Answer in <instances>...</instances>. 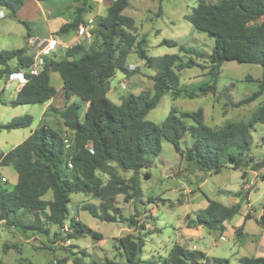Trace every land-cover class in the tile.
Here are the masks:
<instances>
[{
	"label": "trees",
	"instance_id": "trees-1",
	"mask_svg": "<svg viewBox=\"0 0 264 264\" xmlns=\"http://www.w3.org/2000/svg\"><path fill=\"white\" fill-rule=\"evenodd\" d=\"M26 0H0V8H5L17 18ZM39 3L65 10H57L54 17L63 15L69 6L78 4L72 22L59 28L58 34H69L87 26L85 15L89 0H37ZM130 7V0H114L106 16L96 17L89 31L91 43L76 44L67 48L63 55L44 56V65L37 74H26V84L17 92L10 105L45 104L58 95L51 84L50 73L56 72L64 82V109L51 108L62 119L64 126L73 133L71 146L66 149L64 136L46 125L34 130L21 144L7 153L0 154V167H12L17 175V183L11 190L0 184V223L18 229L23 233H37L53 237L55 241L80 240L87 236L100 241L102 234L94 231L78 217L71 216L70 204L73 194H84L99 201L98 205L85 204L82 211L102 222H130L136 226L135 217H123L117 207V197L138 202L142 197L141 174L151 176L153 157L162 152V143H171L182 160L194 164L204 173L219 174L231 165L234 170L248 168L258 172L264 167V160L256 163L250 155L253 145L252 132L257 124H264V102L248 122L227 121L213 128L206 124L203 109L194 112H178L171 109L166 119L157 124L147 119L148 114L162 101L166 93L173 99L182 96L196 98L217 94L221 69L226 62L255 64L264 67V0H222L215 4L199 0L193 12L186 15L197 30L214 40L210 54L195 50L186 51L191 56L204 60L203 66L193 58L182 61L180 55L151 57L147 54L146 39L138 38V28L132 17L124 15ZM162 10V9H160ZM262 21L260 23L259 20ZM26 38L32 37L29 24ZM162 45L177 46L175 41L163 40ZM135 49L146 65L155 71L151 90L122 97L120 104L108 98L111 79L118 71L128 75L127 59ZM183 51L185 47H180ZM54 57L58 58L55 60ZM34 55L28 54L26 47L0 52V78L15 71H29L34 64ZM12 63L15 67L12 68ZM203 68L207 70L206 81L197 88L183 86L178 72L184 69ZM252 81V80H249ZM264 94V78L259 89L250 96L228 106L240 108L256 101ZM79 97L87 109L82 116V106L70 103L71 96ZM34 119L30 115L15 117L0 130L28 129ZM189 137L184 150L182 142ZM72 164V167L69 164ZM64 170H66V173ZM132 173L126 179L120 175ZM249 171H242V179ZM107 177V180L99 175ZM264 179V176H262ZM222 193L227 191H221ZM251 190L245 199L233 206L209 200L206 208L197 211L193 217L186 216L188 229L203 228L224 234L226 223L238 215L242 202L249 200ZM49 198H46L47 196ZM229 194V193H228ZM240 196V193L238 194ZM27 215L32 216L27 220ZM246 220L252 219L250 212ZM264 229V211L256 220ZM57 227L52 231L51 227ZM242 237L243 227L236 231ZM121 261L105 257L101 263L83 262L88 256L85 251L72 259L73 264H143L140 258L142 243L132 235L119 239ZM14 248L4 245L3 251ZM123 251V252H122ZM77 253H73L76 256ZM71 258L65 259L59 264ZM34 264L20 259L18 264ZM241 264H264V256L240 258ZM228 264V260L211 259L199 250H188L174 245L168 257L161 264ZM0 264L4 262L0 259Z\"/></svg>",
	"mask_w": 264,
	"mask_h": 264
},
{
	"label": "rangeland",
	"instance_id": "rangeland-1",
	"mask_svg": "<svg viewBox=\"0 0 264 264\" xmlns=\"http://www.w3.org/2000/svg\"><path fill=\"white\" fill-rule=\"evenodd\" d=\"M114 0H89L86 6L88 30L83 34L75 31L59 35L61 25L72 22L74 12L79 6L72 4L63 15L54 17L57 10H65L58 5L52 7L37 0H26L24 7L19 11L18 17L1 8L6 17L0 20V52L3 50H16L26 47L28 54L36 56L41 52V47L47 45L49 54L63 55L67 48L76 44L91 43L89 30L92 21L99 16L108 14L109 6ZM206 3L215 4L222 0H204ZM199 4V0H130V7L124 15L132 17L138 28V38L146 39L145 49L151 57L164 55H180L182 61L193 58L203 66L208 64L204 60L191 56L186 51L195 50L200 53L210 54L214 47V40L206 33L197 30L185 16L192 13ZM162 9V10H160ZM29 24L32 37L26 38ZM262 21L259 20L260 23ZM163 40H171L177 46L162 45ZM50 41V42H47ZM180 47H185L181 50ZM55 60L58 58L54 57ZM15 64L12 63V68ZM135 70H130L134 68ZM129 74L118 71L111 79V88L108 98L119 104L122 97L128 94H139L143 90H151L154 85L155 71L150 69L133 49L127 59ZM1 69V65H0ZM221 76L217 85V94H209L196 98L180 97L173 99L171 93H166L159 105L152 110L147 119L161 124L171 109L178 112H194L203 109L205 122L213 128L222 126L227 121L248 122L264 102V94L256 101L240 108L226 105L225 96L229 95L232 103L250 96L259 89V82L264 78V67L255 64H239L226 62L221 69ZM203 68L184 69L178 72L181 84L197 88L206 81ZM51 84L58 90L62 86V79L56 72H51ZM252 80V81H249ZM124 83L126 89H123ZM6 77L0 78L2 102H0V125L6 124L15 117L30 115L34 122L28 129L0 130V154L7 153L29 136L30 131L49 124V115H58L51 110L62 109L65 105L64 89L54 98V103L48 115L45 114L44 104L12 106L10 101L17 96L18 87L15 84L6 85ZM71 103L82 106V116L87 109V104L77 96H71ZM58 107V108H57ZM57 117V116H56ZM57 128V127H54ZM56 130H59L58 128ZM60 131V130H59ZM69 132H62L64 137L72 138ZM253 145L250 155L256 163L264 160V124H257L252 132ZM189 137L182 142L185 150ZM249 171L248 177L242 179V171ZM66 172V170H64ZM69 174V172H66ZM151 176L141 174L142 197L138 202L126 200L123 195L117 197V207L123 217H135L138 224L134 227L130 222L107 223L93 218L90 213L82 211L83 205H98L99 201L84 194H73L70 204L71 216L78 217L83 223L94 231L102 234L103 238L96 241L87 236L80 240L67 242L55 241L53 237H45L37 233H28L27 237L20 230L10 228L5 223H0V259L4 264H18L20 259L31 261L34 264H59L65 259L71 260L65 264H73L72 259L85 251L88 256H81L83 262L101 261L108 257L121 261V251L117 249V239L132 235L142 243L140 258L143 264H161L168 257L174 245H181L188 250H199L211 259L220 258L228 260V264H241L240 258H256L264 256V229L257 223V219L264 211V167L258 172L248 168L234 170L231 165L224 168L219 174L204 173L194 164L182 160L174 146L169 142L162 143V152L158 157H153ZM104 180L106 176L99 173ZM120 175L129 179L132 173L120 172ZM17 173L12 167H0V184L11 190L17 183ZM5 179L6 181H4ZM251 190L249 200L242 202L238 215L226 223L224 234L212 232L207 229H188L186 216L193 215L207 207L209 200L218 201L226 206H233L245 199V193ZM221 191H227L222 193ZM229 193V194H228ZM240 193V196L238 195ZM52 196V195H51ZM50 194L46 198L51 197ZM250 212L252 219L246 220ZM27 215V220H31ZM243 227V235H236ZM52 231L57 227L52 226ZM18 246L21 254L14 248L3 251L4 245ZM123 252V251H122ZM73 253H77L73 256ZM28 264V262H23ZM226 264V263H224Z\"/></svg>",
	"mask_w": 264,
	"mask_h": 264
},
{
	"label": "built area",
	"instance_id": "built-area-1",
	"mask_svg": "<svg viewBox=\"0 0 264 264\" xmlns=\"http://www.w3.org/2000/svg\"><path fill=\"white\" fill-rule=\"evenodd\" d=\"M5 17H6L5 12L0 8V20L4 19ZM87 30H88V26H82L80 28V30H79V33L83 34ZM47 42H50V41H47ZM48 49H49V47L47 45H44L43 47H41V52L36 53V56L34 57V60H35L34 64L29 69V71H15V72H12L9 75V79L11 81H17L19 83V87L22 88L27 82L26 74L29 73V74L37 75L41 71V69H42V67L44 65V58L43 57L47 56L49 54V50ZM130 70L134 71L135 67L131 68ZM121 86H122L123 89H126V86H125L124 83H121ZM64 144H65L66 149H69L70 146H71L70 138L64 137ZM69 166L72 167V164L70 163ZM3 180L6 181L5 179H3Z\"/></svg>",
	"mask_w": 264,
	"mask_h": 264
},
{
	"label": "crops",
	"instance_id": "crops-1",
	"mask_svg": "<svg viewBox=\"0 0 264 264\" xmlns=\"http://www.w3.org/2000/svg\"><path fill=\"white\" fill-rule=\"evenodd\" d=\"M3 67L1 66V69H2ZM11 73H9L7 76H5L6 77V81H7V86L8 85H10V84H15V85H17V87H18V91L21 89L20 87H19V83L17 82V81H11L10 79H9V75H10ZM50 78H51V75H50ZM62 86H61V88H60V90H58V92H60L61 90H63V86H64V82H63V80H62ZM2 92H3V90H0V102H2V99H1V94H2ZM64 98H65V91H64ZM13 101V100H12ZM71 101L72 100H70V103H71ZM112 101V100H111ZM11 102V101H10ZM10 102H9V104H10ZM113 102V101H112ZM121 102V101H120ZM53 103H54V99L53 100H51V101H49V102H47V103H45L44 104V108H45V114L44 115H48V112H50L51 110H50V108L52 107V105H53ZM120 104V103H119ZM65 107V106H64ZM64 107L62 108V109H64ZM58 108V107H57ZM62 109H60V110H62ZM52 112V111H51ZM57 116V117H56ZM48 119H50V121H49V124H45L46 126H48L49 128H52V129H54V130H56L57 128L60 130H56V131H58V132H60V133H62V132H69L68 130H67V128L64 126V123H63V121H62V119L59 117V115H54V113H53V115H49V117H48ZM54 127H57V128H54ZM33 131H30V134L32 133ZM29 134V135H30ZM68 134H70V136H73V133L72 132H69ZM27 138V137H26ZM25 138V139H26ZM24 139V140H25ZM17 179H18V176H17ZM262 215V213L260 214V216ZM1 224H3V223H1ZM22 234H24V236H26L27 237V234L28 233H23V232H21ZM29 233H31V232H29Z\"/></svg>",
	"mask_w": 264,
	"mask_h": 264
},
{
	"label": "water",
	"instance_id": "water-1",
	"mask_svg": "<svg viewBox=\"0 0 264 264\" xmlns=\"http://www.w3.org/2000/svg\"><path fill=\"white\" fill-rule=\"evenodd\" d=\"M225 101H226L227 103H229L230 105H232V101H231L229 95H226V96H225Z\"/></svg>",
	"mask_w": 264,
	"mask_h": 264
}]
</instances>
